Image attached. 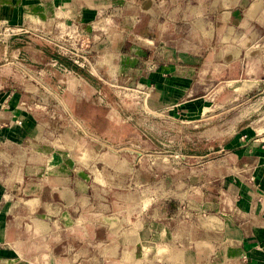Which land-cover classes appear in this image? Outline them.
Listing matches in <instances>:
<instances>
[{
    "label": "rangeland",
    "instance_id": "rangeland-1",
    "mask_svg": "<svg viewBox=\"0 0 264 264\" xmlns=\"http://www.w3.org/2000/svg\"><path fill=\"white\" fill-rule=\"evenodd\" d=\"M237 1L75 0L98 9L92 17H77L64 30L47 24L0 25V95H8L10 106L31 113L41 126L38 137L25 136L23 143L29 149L31 142L40 143L47 151L50 146L44 143L49 141L61 154L68 151L74 160L53 158L57 175L70 170L73 175L88 173L92 196H84L108 205V212L119 218L113 216L118 223L115 230L102 225V237L120 226L123 232L143 217L136 213L127 222L135 203L150 202L156 208L165 203V188L174 190L182 182L197 184L193 173L205 170L206 161L194 165L197 158L191 155L204 153L210 145L197 138L198 132L222 125L220 137H228L242 108L261 103L264 110V89L251 87L245 95L247 88L222 71L218 76L206 75L220 77L215 82L219 93L207 98L209 105L197 121L169 118L168 103L159 96L160 77H177L176 65L199 61L200 68L209 50L231 44L223 32L224 13L231 5L239 9ZM240 36L245 39L238 34L233 40ZM217 153L223 158L224 150ZM10 168L2 167L8 177V196L22 198L33 179L26 176L15 182L9 179ZM80 185L83 181L75 183ZM57 197L63 202L73 200L70 191ZM170 199L172 210L175 202ZM147 211L148 217L156 214ZM13 213L31 215L24 209ZM79 213L72 212L73 218H79ZM87 230L89 238L99 231L90 226ZM71 234V264H116L118 259L110 257L114 249L110 242H99L101 246L95 248L96 242L82 240L78 224ZM129 246L120 242L119 254L125 255ZM100 253L107 255L94 256ZM139 259V264H145ZM128 262L125 258L119 264Z\"/></svg>",
    "mask_w": 264,
    "mask_h": 264
},
{
    "label": "crops",
    "instance_id": "crops-1",
    "mask_svg": "<svg viewBox=\"0 0 264 264\" xmlns=\"http://www.w3.org/2000/svg\"><path fill=\"white\" fill-rule=\"evenodd\" d=\"M237 2L239 9H232L231 5L224 13L223 32L228 34L231 44L209 50L200 68L199 61L190 66L176 65L177 77H160L159 96L168 103L169 118L198 120L209 105L205 104L207 98L219 93L215 82L220 77H206L209 74H228L230 81H238L242 89L247 88L245 95L251 87L264 89V0ZM97 9L75 0H0V25L47 24L64 30L77 17H92ZM238 34L245 35V39L240 36L233 40V35ZM214 70L216 73H212ZM192 73L197 77H189ZM9 103L8 95H0V264H71L69 241L77 224L80 234L83 233L82 240L96 242L95 248L101 246L99 242L111 243L115 251L112 249L110 257L118 259L116 264L125 258L131 261L128 264H139L141 257L145 264H264L261 103L248 104L240 110V116L229 127L228 137H220L223 133L218 129L222 125L198 132L197 138L210 145L204 153L191 155L197 158L194 165L206 161L205 170L193 173L192 180L197 184L182 182L174 190L165 188V203L156 208L150 202L135 203L127 222H132L136 213H143V217L133 220L123 232H119L121 226L114 233L106 230L104 237L100 234L102 225L115 230L118 223L113 216H117L108 212V205L106 208L84 196H92L88 173L78 171L79 175H73L70 170L57 175L53 158L66 161L74 157L68 151L61 154L49 141L44 143L50 146L47 151L36 142H31L30 149L25 146L24 137H38L41 126L31 113ZM222 150L223 158L217 153ZM7 165L11 166L9 179H33L22 198L8 196V177H4L2 169ZM82 181L83 186H75ZM66 191L72 193L73 200L58 199L57 194ZM167 195L175 202L172 210V199ZM67 198L71 199L70 194ZM16 209L30 211L32 216L14 215ZM147 209L156 214L148 217ZM72 212H80L79 218H73ZM88 226L99 229L94 238H89ZM120 242L130 245L125 255L118 252Z\"/></svg>",
    "mask_w": 264,
    "mask_h": 264
}]
</instances>
